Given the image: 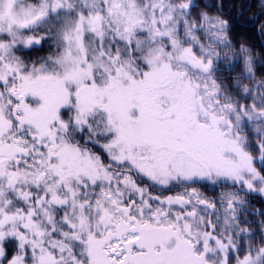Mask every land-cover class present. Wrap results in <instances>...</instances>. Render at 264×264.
Instances as JSON below:
<instances>
[{"label":"snow or ice","instance_id":"6c2138e0","mask_svg":"<svg viewBox=\"0 0 264 264\" xmlns=\"http://www.w3.org/2000/svg\"><path fill=\"white\" fill-rule=\"evenodd\" d=\"M0 264H264V0H0Z\"/></svg>","mask_w":264,"mask_h":264},{"label":"rangeland","instance_id":"374dc122","mask_svg":"<svg viewBox=\"0 0 264 264\" xmlns=\"http://www.w3.org/2000/svg\"><path fill=\"white\" fill-rule=\"evenodd\" d=\"M244 0H239L240 3H242ZM248 15H254V12L252 13H248ZM245 19H247V16L245 17Z\"/></svg>","mask_w":264,"mask_h":264},{"label":"trees","instance_id":"16d2710c","mask_svg":"<svg viewBox=\"0 0 264 264\" xmlns=\"http://www.w3.org/2000/svg\"><path fill=\"white\" fill-rule=\"evenodd\" d=\"M244 2V1H243ZM240 2H239V0H238V4H239Z\"/></svg>","mask_w":264,"mask_h":264}]
</instances>
